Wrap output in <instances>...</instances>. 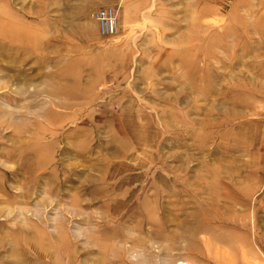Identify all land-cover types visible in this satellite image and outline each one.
Wrapping results in <instances>:
<instances>
[{
  "label": "rangeland",
  "instance_id": "rangeland-1",
  "mask_svg": "<svg viewBox=\"0 0 264 264\" xmlns=\"http://www.w3.org/2000/svg\"><path fill=\"white\" fill-rule=\"evenodd\" d=\"M0 264H264V0H0Z\"/></svg>",
  "mask_w": 264,
  "mask_h": 264
},
{
  "label": "built area",
  "instance_id": "built-area-1",
  "mask_svg": "<svg viewBox=\"0 0 264 264\" xmlns=\"http://www.w3.org/2000/svg\"><path fill=\"white\" fill-rule=\"evenodd\" d=\"M96 20L100 34L104 36L113 35L117 32L118 9L111 5L96 8L92 12Z\"/></svg>",
  "mask_w": 264,
  "mask_h": 264
},
{
  "label": "bare ground",
  "instance_id": "bare-ground-1",
  "mask_svg": "<svg viewBox=\"0 0 264 264\" xmlns=\"http://www.w3.org/2000/svg\"><path fill=\"white\" fill-rule=\"evenodd\" d=\"M10 22H12V17H8L6 25H8ZM11 29L10 26H8V30Z\"/></svg>",
  "mask_w": 264,
  "mask_h": 264
}]
</instances>
